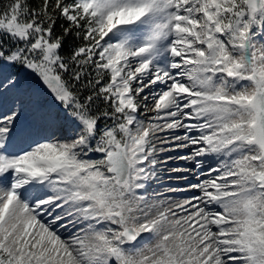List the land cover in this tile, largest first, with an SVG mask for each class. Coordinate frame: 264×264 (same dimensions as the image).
<instances>
[{"label":"snow or ice","instance_id":"1","mask_svg":"<svg viewBox=\"0 0 264 264\" xmlns=\"http://www.w3.org/2000/svg\"><path fill=\"white\" fill-rule=\"evenodd\" d=\"M0 264H264V0H0Z\"/></svg>","mask_w":264,"mask_h":264},{"label":"rangeland","instance_id":"2","mask_svg":"<svg viewBox=\"0 0 264 264\" xmlns=\"http://www.w3.org/2000/svg\"><path fill=\"white\" fill-rule=\"evenodd\" d=\"M148 115H152V113H149ZM181 152V150H176V151H173V152H165L162 154V156H176V155H179ZM177 153V154H176ZM186 166H189L187 164L186 161L184 160H172V161H168L167 164L165 165V167L167 169H170V168H173V167H186ZM186 173H179V172H165L164 175L165 177H167L168 175H171V176H179V175H185ZM164 183L166 184H180V185H185V180H180V181H176V180H168V179H165ZM187 194H193L192 192H186V193H181L180 195H187Z\"/></svg>","mask_w":264,"mask_h":264},{"label":"trees","instance_id":"3","mask_svg":"<svg viewBox=\"0 0 264 264\" xmlns=\"http://www.w3.org/2000/svg\"><path fill=\"white\" fill-rule=\"evenodd\" d=\"M56 33L57 35H60L62 33V30L59 28V26H57V29H56ZM67 41H68V45L69 47L75 43V41L73 40V38L71 36H69L67 38ZM65 51L67 52L68 51V48L65 49ZM13 71H17L16 69H13Z\"/></svg>","mask_w":264,"mask_h":264},{"label":"bare ground","instance_id":"4","mask_svg":"<svg viewBox=\"0 0 264 264\" xmlns=\"http://www.w3.org/2000/svg\"><path fill=\"white\" fill-rule=\"evenodd\" d=\"M176 154H177V153H176ZM185 175H187V173H186ZM190 179L192 180V182H196V181H195V177H190ZM185 182H186L185 184L188 183V181H186V180H185ZM187 195H191V194H187Z\"/></svg>","mask_w":264,"mask_h":264}]
</instances>
